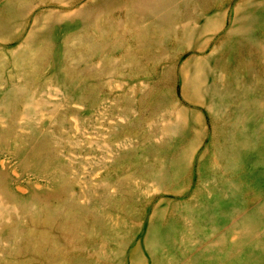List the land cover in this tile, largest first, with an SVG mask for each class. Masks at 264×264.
I'll return each instance as SVG.
<instances>
[{
	"label": "rangeland",
	"instance_id": "374dc122",
	"mask_svg": "<svg viewBox=\"0 0 264 264\" xmlns=\"http://www.w3.org/2000/svg\"><path fill=\"white\" fill-rule=\"evenodd\" d=\"M0 264H264V0H0Z\"/></svg>",
	"mask_w": 264,
	"mask_h": 264
}]
</instances>
